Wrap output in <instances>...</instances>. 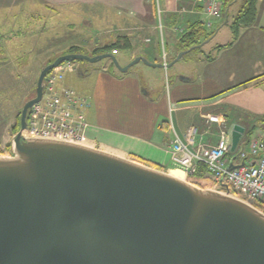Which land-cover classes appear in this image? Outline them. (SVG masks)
<instances>
[{"label":"water","instance_id":"water-1","mask_svg":"<svg viewBox=\"0 0 264 264\" xmlns=\"http://www.w3.org/2000/svg\"><path fill=\"white\" fill-rule=\"evenodd\" d=\"M220 28L167 65L143 55L122 65L105 52L63 53L42 66L12 155L0 156V264H264V214L248 203L100 147L24 134L48 74L64 63L168 69ZM245 131L234 125L232 152Z\"/></svg>","mask_w":264,"mask_h":264},{"label":"crops","instance_id":"crops-1","mask_svg":"<svg viewBox=\"0 0 264 264\" xmlns=\"http://www.w3.org/2000/svg\"><path fill=\"white\" fill-rule=\"evenodd\" d=\"M152 23L156 25L154 0H0V38L19 25ZM147 38L150 36L143 39L144 45ZM219 46L214 55L199 60L207 72L197 77L195 69L187 80L174 82L158 96L156 87L143 85L137 74L118 75L105 68L89 75L65 73L63 85L89 98L86 115L98 142L150 166L170 170V146L175 138L171 124L183 141L188 128L196 127L195 148L219 141L217 125L207 127L203 115H222L230 128L240 124L246 130L257 127V119H264V0L257 3L255 23ZM135 47L124 57L127 64L144 54L143 47ZM258 131L264 138V127ZM208 181L205 173L200 182Z\"/></svg>","mask_w":264,"mask_h":264},{"label":"rangeland","instance_id":"rangeland-1","mask_svg":"<svg viewBox=\"0 0 264 264\" xmlns=\"http://www.w3.org/2000/svg\"><path fill=\"white\" fill-rule=\"evenodd\" d=\"M234 1V0H233ZM232 1V2H233ZM165 9H171L172 5H165ZM231 2V3H232ZM244 0H237L229 9V23L221 26V22H216L212 31L219 29L216 35L203 47L197 48L187 54L185 58L168 69L153 68L145 65L143 62L133 66L127 74H137L143 85L149 83L156 87V95L158 96L162 90L168 91L174 82L189 75H193L197 69V77L202 76L205 72V65L199 62L202 58H206L215 54V50L219 45H226L234 40L233 16L240 10ZM189 10L192 4L189 0L183 2ZM196 18V15L187 14L186 22L181 23V19L172 14L165 13V31L164 41L168 56V63L174 60L179 49V40L182 35L175 34L172 27L175 23H181L188 27L190 21ZM203 21L204 16H199ZM45 20V19H44ZM155 23L141 25H84V24H31L19 25L11 34H6L0 38V156H10L13 152V137L19 131L16 126L20 121L21 112L24 103L33 97L37 86L38 77L42 66L67 51L73 45L81 46L86 49V54L92 55L94 48L103 46L104 44L113 43L117 37L122 35H132L136 44L142 48V52L152 61L159 60L158 54L162 51L159 33L154 31ZM220 24V25H219ZM150 36L151 41L143 44V39ZM91 38H97V41L90 43ZM205 40V39H204ZM203 40V41H204ZM131 50H116L114 53L119 62L123 65L127 64L126 55H131ZM144 56V55H143ZM133 60V59H132ZM162 61V60H161ZM163 62V61H162ZM130 63V62H129ZM161 63V62H159ZM66 73L78 72L79 74H90L97 69H107L118 75L122 73L116 68L111 59L107 58L98 63H89L77 61L75 63H65ZM72 69L70 70V68ZM72 74V73H71ZM256 132L264 127V119H257ZM97 140V139H96ZM97 146L102 149L117 151L97 141ZM120 152V151H117ZM124 155L125 153L122 152ZM126 157H131L125 154ZM148 164L147 161H141ZM152 166V165H151ZM161 170L168 167L160 168ZM173 167L171 166L170 169ZM187 177V176H186ZM204 177V176H203ZM187 179V178H186ZM207 179V178H206ZM209 179V178H208ZM188 180L203 188L213 189V184L200 182V179L194 176H188ZM215 190V189H213Z\"/></svg>","mask_w":264,"mask_h":264},{"label":"built area","instance_id":"built-area-1","mask_svg":"<svg viewBox=\"0 0 264 264\" xmlns=\"http://www.w3.org/2000/svg\"><path fill=\"white\" fill-rule=\"evenodd\" d=\"M185 1L187 0H165V5H172L171 9H165L163 0H154L155 28L160 36L162 61L165 65L168 64L164 41L165 13L177 16L181 23L186 22L187 14L196 15L190 23L201 22L209 31L216 22L223 20L225 0H189L191 10L181 5ZM201 15L204 16L203 21L199 18ZM181 23H175L172 27L176 35L187 32V27ZM150 40L151 38L146 39L147 42ZM65 67L70 65L60 66L48 74L42 99L29 110L28 129L24 134L28 137L52 138L98 147L92 133L93 126L86 115L89 98L63 85ZM202 118L209 128L217 125L218 143L193 148L197 128H188L186 141H183L171 124L175 133L170 146L171 166L181 169L187 176H194L198 167L205 165L206 175L213 184V189L240 199L264 214V138L259 134L247 136L245 132L236 151L232 152V128L226 118L216 113L203 115ZM235 156L237 158L232 162ZM231 163L234 168L230 170Z\"/></svg>","mask_w":264,"mask_h":264},{"label":"trees","instance_id":"trees-1","mask_svg":"<svg viewBox=\"0 0 264 264\" xmlns=\"http://www.w3.org/2000/svg\"><path fill=\"white\" fill-rule=\"evenodd\" d=\"M233 0H225V5H224V16H223V20L222 23L224 22L225 19V9L228 7V5L232 2ZM259 0H244L240 10L237 11V13L233 16V24L232 27L234 29V37H237V35L239 34V31L241 28L243 27H249L252 26L256 19H257V3ZM229 18L228 17V22L229 23ZM190 25L187 27V32H185L180 40H179V49L180 50H186L189 49L190 47L194 46V45H198L201 42H203V40L205 39H209L210 37H212L215 33V31H209L206 29V27L204 26L203 23L201 22H193V23H189ZM226 24V25H227ZM220 25V24H219ZM96 42V41H95ZM136 46V42L134 41V38H132V35H122L117 37V40L113 43H106L103 46H98L94 48L93 54L92 55H97V54H101V53H105V52H111L114 53L116 50H133ZM222 46H219L218 48H220ZM63 53H86V49L81 47V46H77V45H73L71 47H69V49ZM62 53V54H63ZM144 55V54H143ZM146 56V55H144ZM147 57V56H146ZM157 62V60H155ZM161 62V61H160ZM249 81V83L253 82ZM16 131L18 129H20V121L18 122L17 126H16ZM256 127L253 126L252 129H247L246 130V135L247 136H252L254 134H256ZM168 169L165 168L164 171H167ZM206 173V166L201 164L198 167L197 172L194 174L195 178H202L204 176V174Z\"/></svg>","mask_w":264,"mask_h":264},{"label":"bare ground","instance_id":"bare-ground-1","mask_svg":"<svg viewBox=\"0 0 264 264\" xmlns=\"http://www.w3.org/2000/svg\"><path fill=\"white\" fill-rule=\"evenodd\" d=\"M107 151H110V152H114V153H116V154H120V155H123L122 153H120V152H117V151H112V150H108V149H106ZM124 156V155H123ZM170 171V174L171 175H173V176H175V177H177V178H180V179H183V180H188V176H187V174L184 172V171H182L181 169H179V168H172V169H170L169 170ZM187 176V177H186ZM187 178V179H186Z\"/></svg>","mask_w":264,"mask_h":264}]
</instances>
